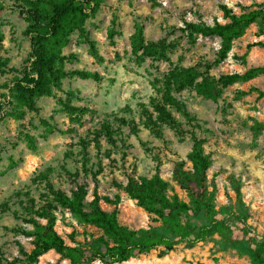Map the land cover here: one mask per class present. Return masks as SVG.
<instances>
[{
  "label": "rangeland",
  "instance_id": "374dc122",
  "mask_svg": "<svg viewBox=\"0 0 264 264\" xmlns=\"http://www.w3.org/2000/svg\"><path fill=\"white\" fill-rule=\"evenodd\" d=\"M4 9L0 13V30L4 39L0 41V54L8 57V67L20 69L29 52V41L23 34L25 22L16 8L14 0H0ZM151 6L147 0H105L97 15L86 23L89 37L96 41L103 62H96L88 53L87 43L81 42L77 34L71 37L65 52H74L77 60L69 67L85 68L98 71L102 80H84L80 78L64 79L62 91L58 96L64 98L65 91L76 96L71 103L85 106L86 113L79 123H73L60 110L54 97L39 99L34 110L28 111L24 119L14 121L10 118L0 119V201L9 196L14 189L26 186L29 178L38 169L52 165L58 168L63 153L77 143L79 137L89 134L93 126L110 112L118 111L129 105L146 100L152 94L149 79L168 69V62L154 61L146 58L139 63L130 53L129 37L133 31V21L138 19L144 27L147 40L166 38L176 40L178 47L170 53L173 62L181 65H194L200 61H212L219 47L217 37L199 36L192 45L186 43L180 28L183 20L211 22L214 18L223 21L219 4H226L235 12L246 10L253 3L264 0H156ZM112 15L118 17L119 33L115 35V45L110 43L107 29ZM256 26H250L245 33L233 43L228 56L217 66L212 67L210 74L244 72L254 66L264 67V47L255 45L263 40L264 35H256ZM13 72L7 70L2 79H10ZM4 90L0 89V93ZM179 96L186 102L191 113L203 123L201 129H195L198 136L205 139L204 149L212 156L208 177L217 188L216 207L220 211L236 213L235 237L243 239L241 227L246 229L247 237L253 243L264 241V131L256 143H253L252 132L248 128L254 122L264 123V71L256 77L228 86L217 101L197 96L192 90H183ZM0 101L4 97L0 94ZM5 107V105H3ZM52 115L55 122L64 132H53L46 137L40 134L43 128L40 118ZM20 131H28L37 139V148L30 150L20 138ZM127 131V130H126ZM139 139L148 141L152 152L147 153ZM126 155L113 152L111 158H102L100 166H94L91 173H80L75 182L65 175L52 174L56 186L69 191L76 184H85L87 200L93 198L96 190L101 197L107 196L113 202L100 200L101 207L110 212L116 209L118 221L133 229L156 225L152 216L139 207L133 199L119 190L115 182L126 180V175L134 171L135 175L150 176L156 167L159 174L169 182L171 188L181 195L171 178L176 161H185L191 140L186 137L178 141L169 130L164 132V140L155 138L142 129L138 136L129 135ZM103 146L107 147L103 141ZM91 152H95L93 146ZM153 155H156L155 159ZM92 158V161H95ZM15 161L14 166H9ZM72 168L73 164H68ZM230 176L240 183V200L235 198ZM35 196L38 191L31 186ZM118 197V200H116ZM57 232L70 245H78L87 250L102 235L95 226L77 222L67 210H55ZM9 212L0 211V264H20L15 259L22 258L19 243L25 250L32 247L31 238L15 235L9 227L16 224ZM36 264H70L68 259L61 258L54 250L42 254ZM89 264H260L252 251L242 243L226 245L221 238L197 242L192 246L183 243L173 247H158L147 254H140L124 262L103 263L99 260Z\"/></svg>",
  "mask_w": 264,
  "mask_h": 264
},
{
  "label": "trees",
  "instance_id": "16d2710c",
  "mask_svg": "<svg viewBox=\"0 0 264 264\" xmlns=\"http://www.w3.org/2000/svg\"><path fill=\"white\" fill-rule=\"evenodd\" d=\"M156 6V0H147ZM105 0H14L18 12L25 22L23 34L29 41V52L20 69L9 68V58L0 54V93L4 103L0 101V119L10 118L14 121L24 119L28 111L34 110L37 101L43 97H54L60 110L64 111L71 122L79 123L90 110L85 106L71 103L76 95L65 91L64 98L58 96L62 91L64 79L80 78L98 82L102 75L95 70L69 67L77 60L74 52H65L71 37L77 34L81 42L87 43L88 53L98 62H103L96 41L89 37L86 23L94 18ZM0 1V13L4 9ZM223 21L214 18L207 22L183 20L180 28L186 43L192 45L199 36L217 37L219 47L212 61L203 60L194 65H181L173 62L169 55L178 47L176 40L159 38L147 40L142 22L133 21V31L129 37L130 53L141 63L146 58L154 61L168 62V69L153 75L149 79L152 89L146 100L138 101L135 107L125 105L105 114L89 134L79 137L73 147L63 153L58 168L48 165L33 172L26 186L14 189L11 194L0 201V211L9 212L17 223L9 227L15 235L31 238L32 247L25 250L19 243L22 258L14 262L20 264H36L39 257L54 250L61 258L68 259L70 264H89L94 260L103 263L124 262L140 254H147L158 247L170 248L177 244L192 246L197 242L207 241L218 236L226 245L242 243L247 246L255 259L264 264V241L254 244L247 237L246 229L241 227L245 238L235 237L236 213L220 211L216 207L217 188L208 177L212 164V156L204 149L205 139L198 136L195 129L202 128V121L187 107L179 96L183 90H192L197 96L217 101L224 90L234 83L248 81L264 71L262 66H254L244 72L222 73L218 76L210 74L212 67L219 65L230 52L233 43L252 25L256 26V35H264V4L253 3L250 8L235 12L226 4H219ZM1 26V18H0ZM118 17L112 15L107 35L115 45L118 34ZM4 34L0 30V41ZM264 47V41L255 43ZM13 72L10 79H2L6 72ZM5 105V107H3ZM43 128L41 137L53 132H64L53 122V116L40 118ZM252 132L253 143L264 131L263 122H254L248 127ZM145 129L155 138L164 140L165 130H169L183 141L191 140L185 161H176L171 178L180 191L171 188L156 167L150 176L128 173L123 182H115L119 190L124 191L130 199L152 216L156 225L146 228H129L118 221L116 209L104 210L100 200L113 202L107 196H100L94 190L93 198L87 200L85 184H76L69 191L61 189L53 181V172L65 175L75 182L80 173L88 175L94 166L102 164V158L113 161L111 154L119 152L126 155L131 147L127 139L129 135L138 136ZM127 130V131H126ZM21 140L27 148L35 150L37 139L28 131H20ZM102 141L107 144L103 146ZM143 149L150 153L152 148L148 141L139 139ZM95 148L91 152L90 147ZM156 159L157 156L153 155ZM95 158V161H92ZM11 161L9 166H14ZM73 167H68V164ZM235 198L240 200V183L230 176ZM31 186L38 191L35 196ZM118 200V197H116ZM62 208L79 223L97 227L102 235L96 239L89 249L68 244L55 228V210Z\"/></svg>",
  "mask_w": 264,
  "mask_h": 264
}]
</instances>
